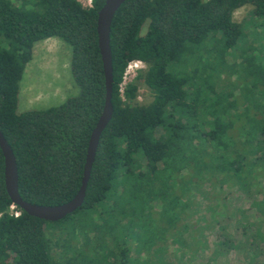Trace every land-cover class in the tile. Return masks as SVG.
Segmentation results:
<instances>
[{
  "label": "trees",
  "instance_id": "trees-1",
  "mask_svg": "<svg viewBox=\"0 0 264 264\" xmlns=\"http://www.w3.org/2000/svg\"><path fill=\"white\" fill-rule=\"evenodd\" d=\"M104 3L0 0V129L17 159L20 194L29 202L61 204L82 185L90 137L106 102L97 31ZM243 6L252 7L250 18L239 23L234 13ZM250 23L263 31L247 45ZM216 35L214 50L204 48ZM51 37L72 47L71 73L79 91L58 105L19 112L20 82L34 46ZM253 43H259L253 53L264 63V0H126L111 28L114 114L101 135L84 203L67 217L102 202L133 207L143 164L151 176L169 169V181L178 184L208 176L223 188L260 176L263 168L249 174L238 156L264 146V78L251 82L253 70L243 61L246 84L235 97L222 86L238 72L225 53ZM136 60L147 64L139 76L153 94L147 104L137 101L136 83L121 86ZM201 138L207 141L203 149ZM12 204L0 146V264H90L79 256L58 259L46 231L50 221L19 206L15 216ZM111 253L102 255L105 261ZM123 255L120 264H126Z\"/></svg>",
  "mask_w": 264,
  "mask_h": 264
},
{
  "label": "rangeland",
  "instance_id": "rangeland-1",
  "mask_svg": "<svg viewBox=\"0 0 264 264\" xmlns=\"http://www.w3.org/2000/svg\"><path fill=\"white\" fill-rule=\"evenodd\" d=\"M79 1L88 7L86 0ZM251 8H239L235 20L249 22ZM262 31L255 23L246 25L247 45L254 37L258 40ZM218 38L210 37L204 48L214 50ZM45 43H38L36 57L20 82L19 112L58 105L79 91L71 73L72 47L57 38ZM257 47L259 43H253L245 50L225 53L228 63L238 70L231 75V83L228 78L222 85L229 96L235 97L240 86L246 84L248 72L243 61L253 70L251 82L264 78V63L255 57L262 55L253 53ZM146 69L147 64L141 60L131 62L121 85L124 89L136 83L137 101L142 104L153 99L151 90L139 78ZM206 145L205 139L198 140L200 149ZM238 157L249 174L263 168L257 173L260 176L223 188L208 176L179 184L169 181V169L151 176L142 163L137 179L140 198L133 207L123 209L113 201L102 202L47 224L53 254L61 260L79 256L90 264H120L123 254L126 264H264V146L243 151ZM123 179L117 185L119 194ZM111 250L105 261L102 255Z\"/></svg>",
  "mask_w": 264,
  "mask_h": 264
},
{
  "label": "water",
  "instance_id": "water-1",
  "mask_svg": "<svg viewBox=\"0 0 264 264\" xmlns=\"http://www.w3.org/2000/svg\"><path fill=\"white\" fill-rule=\"evenodd\" d=\"M126 0H105V3L98 12L97 31L98 44L102 56L105 82L106 102L103 113L92 131L87 158L84 169L82 185L78 193L69 201L57 205H45L29 202L22 198L19 191V171L15 153L0 129V146L5 157V183L9 196L13 203L30 215L39 217L46 221L55 222L66 218L77 211L84 203L87 186L91 177L92 167L96 158L100 138L111 121L114 114L112 102L113 96V54L111 48V28L114 16Z\"/></svg>",
  "mask_w": 264,
  "mask_h": 264
},
{
  "label": "built area",
  "instance_id": "built-area-1",
  "mask_svg": "<svg viewBox=\"0 0 264 264\" xmlns=\"http://www.w3.org/2000/svg\"><path fill=\"white\" fill-rule=\"evenodd\" d=\"M92 1L93 0H86V3L88 4V7H91L92 6ZM133 62V61H132ZM10 213L15 215V216H19L21 214V210L18 208V205L13 203L11 206H10V209H9Z\"/></svg>",
  "mask_w": 264,
  "mask_h": 264
},
{
  "label": "crops",
  "instance_id": "crops-1",
  "mask_svg": "<svg viewBox=\"0 0 264 264\" xmlns=\"http://www.w3.org/2000/svg\"><path fill=\"white\" fill-rule=\"evenodd\" d=\"M51 38H54V39L57 38L59 41H62V43H63V40L60 39V38H58V37H51ZM49 40H50V38H47V39L40 40V41L36 42V44H35V46H34V52H33V58H32V60H34L35 57H36V54H37V52H36V47H37L38 43H39V42H43V43H45V42H47V41H49ZM64 42H65V41H64ZM45 44H46V43H45ZM32 60H31L30 62H32ZM30 62H29V63H30ZM29 63L27 64V67H28ZM27 67H26V71L28 70ZM26 71H25V73H26Z\"/></svg>",
  "mask_w": 264,
  "mask_h": 264
}]
</instances>
